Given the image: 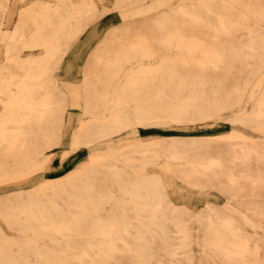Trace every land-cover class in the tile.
<instances>
[{"label":"bare ground","instance_id":"1","mask_svg":"<svg viewBox=\"0 0 264 264\" xmlns=\"http://www.w3.org/2000/svg\"><path fill=\"white\" fill-rule=\"evenodd\" d=\"M15 1L0 0V187L45 170L71 107L82 113L64 158L127 131L167 134L0 196V264H198L197 249L199 264H264V0H114L122 22L67 88L57 72L96 39L105 0H32L9 30ZM225 120L257 137L210 134ZM148 166L228 204L178 205Z\"/></svg>","mask_w":264,"mask_h":264},{"label":"rangeland","instance_id":"2","mask_svg":"<svg viewBox=\"0 0 264 264\" xmlns=\"http://www.w3.org/2000/svg\"><path fill=\"white\" fill-rule=\"evenodd\" d=\"M31 1L32 0H27L26 2H21L20 0L15 1L14 5L16 7L14 6L13 8L14 9V14L12 17L13 19H11L10 24L7 25L8 27L6 26V29L10 30L14 27L15 21L17 19L18 10L25 4L30 3ZM112 1L114 0H105L99 5V8H101L100 9L101 17L95 23L97 26L95 29V33H97L95 42L90 43L88 46L86 45V43L79 44V45L75 44V46L74 45L72 46L70 52H68L67 56L65 57L60 70L57 72L58 78L60 79L59 83L63 86L66 85L64 88H67L70 86L69 82L75 83L78 86H81L83 84V77H84L83 67L86 63V59L88 55L91 53V51H93L96 44L104 38L108 29H110L112 26H115V25L117 26L122 22L121 11L113 8L114 5ZM171 2L172 3L175 2L177 4L181 2V0L180 1L173 0V1L165 3L164 4V6H166L165 9H169L171 7V4H172ZM1 60H3V47L2 46L0 47V61ZM81 113H82V110L79 107L69 108L66 114L67 116H66V123H65L67 135L65 133V136L62 140L63 142L60 146L55 147L49 151L47 150L46 153L51 152V156L49 158L48 163H46L45 165V170H43L38 175L28 178L25 181L22 180L19 182H14L12 184L0 187V196L6 195V193L10 191L21 189V188L23 189L36 188L39 185H41L45 181V179L61 177L62 175L66 174L67 172L75 168L79 164V162L87 159L91 153L89 151H92V152L104 151L105 152L112 148L116 149L122 143L124 144L127 142H131V143L135 142L137 144L143 143V145H147L149 143H152L153 141H157V140H160L166 137V134H167L165 131H160L161 129L159 130L158 128L143 129L142 134H139L138 132L127 131L121 135V137L123 138L125 137L124 138L125 140L123 142H120V140H118V137H115V138L113 137L109 140L96 144L94 147L90 148V150L87 148H81L78 151L73 152L72 154L70 153L69 156H66L64 158L63 157L64 153L68 150V145H69L68 143H69L70 137L72 136L73 131L78 126V123H79L78 119L81 116ZM230 115L231 114L228 113L225 116L228 118L230 117ZM224 122L227 123L225 128H221L219 130L214 129L216 131L215 132L210 131V134L217 135V134L229 133L230 130L234 128L238 131L243 132L244 134L248 136L257 137L256 134L252 133L248 129H244L237 125H232L230 122L228 123L227 120H225ZM137 155H140V154H137ZM119 164H123V162L121 163L120 161ZM141 172L148 173L150 175L151 174L159 175L162 178L164 177V178H167L168 180L173 181L175 191L172 194V198L175 201V203L178 205L186 204L194 211L200 212L203 209V207H205L208 203H211L218 207H223L224 205L228 204L227 198L224 195L220 194L218 191L192 190L189 187H187L183 182L179 181L176 177H174L170 171H167L166 173L162 171L160 167L148 166L146 167L145 170H141ZM196 220L197 221L195 222V230H196L197 240H199L201 236V230H200L201 227H200L198 219ZM0 223L3 227H6V225L1 220H0ZM197 259H198V264H199V262L202 259V255L199 249H197Z\"/></svg>","mask_w":264,"mask_h":264},{"label":"crops","instance_id":"3","mask_svg":"<svg viewBox=\"0 0 264 264\" xmlns=\"http://www.w3.org/2000/svg\"><path fill=\"white\" fill-rule=\"evenodd\" d=\"M90 30H88V32H89ZM87 32V33H88ZM94 34H95V32H94ZM89 35V33L88 34H86V35H84L83 37H82V41L80 42V44H83V43H86V45L88 46L90 43H94L95 42V39L93 40V41H87V36ZM96 35V34H95Z\"/></svg>","mask_w":264,"mask_h":264}]
</instances>
